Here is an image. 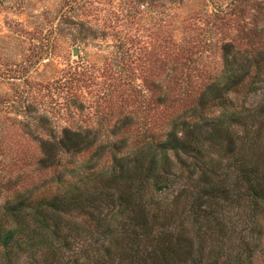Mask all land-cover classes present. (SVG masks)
Listing matches in <instances>:
<instances>
[{
    "label": "trees",
    "instance_id": "1",
    "mask_svg": "<svg viewBox=\"0 0 264 264\" xmlns=\"http://www.w3.org/2000/svg\"><path fill=\"white\" fill-rule=\"evenodd\" d=\"M162 42L157 127L121 131L132 111L107 134L74 129L32 103L37 153L0 133V264H264V23L222 41L197 86L191 48Z\"/></svg>",
    "mask_w": 264,
    "mask_h": 264
},
{
    "label": "rangeland",
    "instance_id": "2",
    "mask_svg": "<svg viewBox=\"0 0 264 264\" xmlns=\"http://www.w3.org/2000/svg\"><path fill=\"white\" fill-rule=\"evenodd\" d=\"M261 2L248 0L237 13L234 0H0V133L13 149L37 153L25 126L36 115L23 113L32 103L74 129L107 134L132 111L137 123L121 131L157 127L166 117L155 108L165 77L162 39L172 35L191 48L197 86L221 69L222 41L264 23ZM121 45L128 53L117 51ZM75 69L80 80L67 83Z\"/></svg>",
    "mask_w": 264,
    "mask_h": 264
},
{
    "label": "water",
    "instance_id": "3",
    "mask_svg": "<svg viewBox=\"0 0 264 264\" xmlns=\"http://www.w3.org/2000/svg\"><path fill=\"white\" fill-rule=\"evenodd\" d=\"M74 54H75V55L77 54V51H76V50L74 51Z\"/></svg>",
    "mask_w": 264,
    "mask_h": 264
}]
</instances>
